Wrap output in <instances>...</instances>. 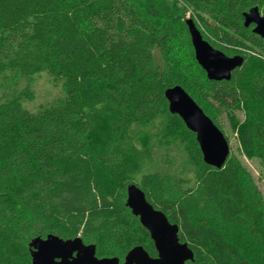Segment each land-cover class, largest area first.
Here are the masks:
<instances>
[{"label": "trees", "instance_id": "trees-1", "mask_svg": "<svg viewBox=\"0 0 264 264\" xmlns=\"http://www.w3.org/2000/svg\"><path fill=\"white\" fill-rule=\"evenodd\" d=\"M262 4L0 0V264H32L31 240L50 234L80 237L99 257L137 246L156 255L126 206L131 184L179 227L194 253L187 264H264V196L248 187L233 153L221 169L207 165L165 98L181 86L223 133L225 117L239 154L264 170V40L244 26V13ZM190 10L215 49L249 54L230 81L173 61L180 48L197 62ZM42 74L61 83L62 94L32 111L26 104L35 102L33 82ZM162 144L177 149L168 161L176 172L141 173L150 148Z\"/></svg>", "mask_w": 264, "mask_h": 264}, {"label": "water", "instance_id": "water-1", "mask_svg": "<svg viewBox=\"0 0 264 264\" xmlns=\"http://www.w3.org/2000/svg\"><path fill=\"white\" fill-rule=\"evenodd\" d=\"M245 27L256 24L254 32L264 36V16L258 8H252L244 14ZM186 24L189 29L195 59L206 72L210 81H230L232 73L243 66L244 57H229L215 49L206 41L192 19ZM169 111L179 116L186 128L196 135L204 162L221 169L229 155L230 144L225 134L206 115L197 102L181 86H175L165 91ZM126 206L151 236L158 252V258L153 259L146 250L137 246L132 249L124 264H187L194 262V253L186 243H181L178 237L179 227L170 223L167 216L156 209L137 185L127 188ZM32 264H119L118 258L96 257V246L86 245L80 237L64 240L50 234L45 238L35 237L29 244ZM74 254H76L74 256ZM207 264V263H201Z\"/></svg>", "mask_w": 264, "mask_h": 264}, {"label": "rangeland", "instance_id": "rangeland-1", "mask_svg": "<svg viewBox=\"0 0 264 264\" xmlns=\"http://www.w3.org/2000/svg\"><path fill=\"white\" fill-rule=\"evenodd\" d=\"M186 19H192L198 21L195 14L192 10L186 13ZM240 49H236L231 57L236 55L240 56H249L247 53L240 52ZM158 61H161L159 55L156 54ZM173 61L185 66L186 68H194L198 69L200 66L197 62H193L182 54L180 48L173 49L172 55ZM157 61V62H158ZM201 68V66H200ZM202 69V68H201ZM61 83L55 82L52 80V77L48 74H42L37 76L35 81L33 82V88L36 92V100L32 104H26V106L32 111H36L38 107H41L43 103L52 101L56 97L61 96ZM236 116L240 121H243L244 113L237 111ZM221 126L223 127V131L226 137L229 140L230 144V152L236 155L241 161L246 171L248 173L247 185L248 187H252L261 191L264 196V170L257 160H248L245 156H241L239 154V143L237 133L233 132L228 120L224 117L220 119ZM169 157L174 159L177 157V149L172 145L162 144L160 146L151 147L149 153L145 155L143 161L141 162V173L149 174V173H163L167 176L172 177L176 172V166H171L168 164ZM246 180V179H245ZM251 256L253 257L256 253V249L254 251H249Z\"/></svg>", "mask_w": 264, "mask_h": 264}, {"label": "flooded vegetation", "instance_id": "flooded-vegetation-1", "mask_svg": "<svg viewBox=\"0 0 264 264\" xmlns=\"http://www.w3.org/2000/svg\"><path fill=\"white\" fill-rule=\"evenodd\" d=\"M252 8H258V10H259V13H260V15L263 17L264 16V4H262V5H255V6H253V7H251L250 9H252ZM249 9V10H250ZM248 10V11H249ZM247 11V12H248ZM246 13V12H245ZM244 13V14H245ZM244 23H245V18H244ZM245 26V25H244ZM256 28V24H251L249 27H248V29H250V31H251V33L255 36V38L257 39V38H260V39H263L264 40V36H261V35H258V34H256L255 32H254V29ZM236 56H238V55H236ZM240 56V55H239ZM231 57V56H230ZM243 57V56H242ZM86 245H88V244H86ZM154 248H155V246H154ZM132 249H134V248H132ZM131 249V250H132ZM131 250H129L123 257H116V258H118V261H119V264H124L125 262H126V257H127V255H128V253L131 251ZM155 251H156V255H152V254H150L148 251H146L148 254H149V256L151 257V258H153V259H157L158 258V252H157V250H156V248H155ZM76 254H74V256H75ZM96 257L98 258V259H103V258H112V257H99L97 254H96ZM32 259V258H31Z\"/></svg>", "mask_w": 264, "mask_h": 264}]
</instances>
